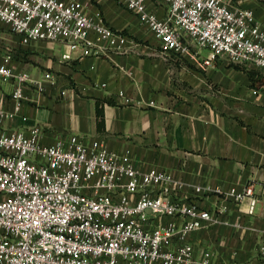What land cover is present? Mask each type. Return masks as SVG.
Returning a JSON list of instances; mask_svg holds the SVG:
<instances>
[{"label":"built area","instance_id":"built-area-1","mask_svg":"<svg viewBox=\"0 0 264 264\" xmlns=\"http://www.w3.org/2000/svg\"><path fill=\"white\" fill-rule=\"evenodd\" d=\"M118 1L163 53L195 48L208 52L207 66L222 60L264 73V29L251 9L232 0ZM0 23L23 45L65 43L66 61L77 50L84 56L126 53L135 44L80 0H0ZM43 78L55 85L51 73ZM0 80L14 83L17 101L15 112L0 110V122L16 116L28 85L46 91L42 80L7 64L0 65ZM42 137L39 126L0 129V264H212L211 251L198 258L188 237L214 217L178 198L172 174L143 170L130 150L111 152L101 139L72 134L44 144ZM230 194L239 202L250 199L254 212L253 185ZM165 217L181 223L154 224Z\"/></svg>","mask_w":264,"mask_h":264},{"label":"crops","instance_id":"crops-1","mask_svg":"<svg viewBox=\"0 0 264 264\" xmlns=\"http://www.w3.org/2000/svg\"><path fill=\"white\" fill-rule=\"evenodd\" d=\"M94 1L99 5L80 0L87 12L99 10L113 29L127 32L135 42L128 52L84 56L77 50L66 61L65 43L23 45L0 23V65L27 72L46 86L40 92L28 85L16 116L0 122V129L39 126L44 144L76 134L101 139L117 154L130 150L143 170L172 174L178 198L213 215L214 222L188 237L198 258L208 250L212 264H264V73L222 60L207 66L208 52L195 48L163 53L145 27L138 29L141 22L133 13L116 10L111 0ZM232 2L253 10L264 29V0ZM249 71L257 75L251 78ZM46 73L55 85L44 80ZM14 88L0 80V110L15 112ZM98 101L104 103L101 129ZM249 185L259 200L253 213L250 199L239 202L230 194ZM170 222L181 219L165 217L154 224Z\"/></svg>","mask_w":264,"mask_h":264},{"label":"trees","instance_id":"trees-1","mask_svg":"<svg viewBox=\"0 0 264 264\" xmlns=\"http://www.w3.org/2000/svg\"><path fill=\"white\" fill-rule=\"evenodd\" d=\"M122 33L126 34L127 32L126 31H122ZM234 66H238V65H234ZM249 74L251 76V78H254L257 74L254 72V71H249ZM105 102H108L109 104H112V102L110 101H105ZM104 103L98 101L97 103V114H98V117L100 118V120L98 121V128H103L104 126V118H103V112H102V105Z\"/></svg>","mask_w":264,"mask_h":264},{"label":"rangeland","instance_id":"rangeland-1","mask_svg":"<svg viewBox=\"0 0 264 264\" xmlns=\"http://www.w3.org/2000/svg\"><path fill=\"white\" fill-rule=\"evenodd\" d=\"M88 3L90 4H93L95 6H98L99 4L96 3L94 0H87ZM111 4L113 5V7L117 8L118 9H121V10H124L125 8L123 7V5L118 1V0H111ZM126 10V9H125ZM101 12V11H100ZM102 13V12H101ZM102 16H103V13H102ZM144 26H142V24H139V28L138 29H143ZM148 30L145 29V32H147Z\"/></svg>","mask_w":264,"mask_h":264}]
</instances>
